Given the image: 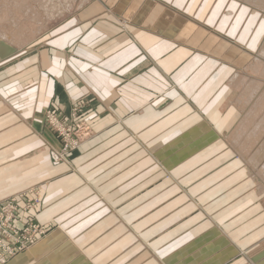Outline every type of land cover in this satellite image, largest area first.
Here are the masks:
<instances>
[{
  "label": "rangeland",
  "instance_id": "obj_1",
  "mask_svg": "<svg viewBox=\"0 0 264 264\" xmlns=\"http://www.w3.org/2000/svg\"><path fill=\"white\" fill-rule=\"evenodd\" d=\"M15 1L0 0V32L9 37L22 34L15 43L0 38V213L12 199H22L16 218L0 220V264L41 242L58 228L60 218L73 231L79 224L74 212L95 206L81 202L97 194L91 182L110 185L107 181L123 177L144 185L129 194L133 202L141 200L139 211L147 214L146 228L162 224L161 232L168 233L202 212L208 220L220 222L237 243L239 256L231 264H264V157L255 170L248 163L249 154L238 152L241 140L237 143L233 138L236 132L245 138L249 135L250 126L243 128L241 123L252 107L254 90H264V9L249 0H203L209 22L199 19L197 23L205 25L198 33L209 38L203 40L201 35L189 45L209 60V76L193 98L203 107L200 114L207 123L193 126L194 138L152 139L156 153L139 138L133 140L122 170L96 171L89 169L95 159L79 163L74 156L83 146L84 104L66 119L55 108L45 112L40 93L30 88L25 76L26 68L32 67L31 62L26 67L27 59L42 53V37L91 0H75L70 11L51 20L34 1H28V15ZM197 8L193 16L201 17L202 7ZM33 65L39 67L40 61L35 59ZM167 105H162L163 110ZM183 112L187 111L181 109L179 115ZM53 115L68 126L72 140L54 129ZM197 133L206 137L196 140ZM100 175L104 180L96 182ZM184 207H190V214L173 215ZM173 217L176 220H170ZM43 230V235L34 234Z\"/></svg>",
  "mask_w": 264,
  "mask_h": 264
},
{
  "label": "crops",
  "instance_id": "obj_2",
  "mask_svg": "<svg viewBox=\"0 0 264 264\" xmlns=\"http://www.w3.org/2000/svg\"><path fill=\"white\" fill-rule=\"evenodd\" d=\"M197 6L201 17L193 16ZM204 10L203 0H194L192 10L189 0H91L42 37L40 56L27 59L26 67L28 62L32 67L26 68V81L40 93L45 112L55 108L66 119L84 104L83 146L74 154L79 163L95 159L90 170H122L133 140L139 138L156 153L152 139L157 137L194 138L193 126L205 122L194 92L204 87L209 60L195 54L189 41L209 38L198 33L205 25L200 23L209 22ZM179 108L187 112L179 115ZM107 182H91L98 192L81 202L95 206L74 212L79 224L73 231L60 218L58 228L7 264H231L238 258L237 243L220 222L200 212L168 233L161 232L162 224L146 228L141 200L133 202L129 194L144 185L128 177Z\"/></svg>",
  "mask_w": 264,
  "mask_h": 264
},
{
  "label": "bare ground",
  "instance_id": "obj_3",
  "mask_svg": "<svg viewBox=\"0 0 264 264\" xmlns=\"http://www.w3.org/2000/svg\"><path fill=\"white\" fill-rule=\"evenodd\" d=\"M28 1H34V4H39L41 9L44 10L48 18L51 20L64 15L67 11H70L75 0H16L15 4L17 5L18 9H23L27 12V15L28 12H31V9L27 7ZM249 1L253 2L256 6H260L264 9V0ZM5 20L7 19L4 18L2 22H5ZM15 35H12V37L10 35L9 37L5 32H0V38L10 41L11 43L19 41L22 34L18 36ZM249 86L251 87L252 85L250 84ZM253 87L258 86L254 85ZM257 89H255L254 93L252 94V107L250 108V110H248L244 120L241 123L243 128L250 126L249 135L246 138L243 136H239L238 132L233 135L235 142L240 143L241 140V143L238 146L241 152L239 150L238 152L249 154L250 161L248 160V163H250L252 167L254 165L255 170L258 169V165L264 157V90L261 91V89H258L260 90L258 92ZM235 148L237 150L236 144ZM261 172L264 175V167L262 168Z\"/></svg>",
  "mask_w": 264,
  "mask_h": 264
},
{
  "label": "built area",
  "instance_id": "obj_4",
  "mask_svg": "<svg viewBox=\"0 0 264 264\" xmlns=\"http://www.w3.org/2000/svg\"><path fill=\"white\" fill-rule=\"evenodd\" d=\"M51 121L56 126V127L54 126V129L56 128L66 138L67 141L72 140L71 137L68 135V131H67L68 126L66 124L62 123L58 119V117H54V115H53V118ZM52 122H51V124H52ZM77 147H80V143H77ZM21 199H22V197L15 198V199H12L11 201H9L7 203V205L2 209V212L0 213V220L6 218V216H8L9 222L12 219L16 218L17 212H18V200H21ZM28 231H30V230H28ZM44 233H45V230H43L40 233L34 232V234L38 235V236L43 235ZM14 251L15 250H12V249L10 250L11 253H13Z\"/></svg>",
  "mask_w": 264,
  "mask_h": 264
}]
</instances>
